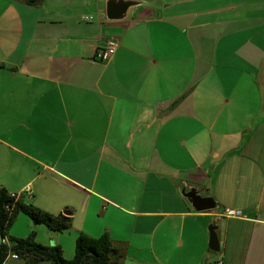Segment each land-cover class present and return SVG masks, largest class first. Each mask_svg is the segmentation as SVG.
<instances>
[{
    "label": "crops",
    "instance_id": "1",
    "mask_svg": "<svg viewBox=\"0 0 264 264\" xmlns=\"http://www.w3.org/2000/svg\"><path fill=\"white\" fill-rule=\"evenodd\" d=\"M109 1L0 0V186L123 264H264V0Z\"/></svg>",
    "mask_w": 264,
    "mask_h": 264
},
{
    "label": "trees",
    "instance_id": "2",
    "mask_svg": "<svg viewBox=\"0 0 264 264\" xmlns=\"http://www.w3.org/2000/svg\"><path fill=\"white\" fill-rule=\"evenodd\" d=\"M20 213L27 215L35 225H45L50 232L56 234L68 231L73 226L72 213L53 215L26 204L22 197L11 196L6 188L0 186L1 237H9V229ZM35 238V232L26 239L9 237L13 250L20 253L23 264H123L126 258L125 249L117 246L108 234L93 238L80 233L73 259H66L60 246H43ZM7 253L8 246L0 244V264H4Z\"/></svg>",
    "mask_w": 264,
    "mask_h": 264
},
{
    "label": "water",
    "instance_id": "3",
    "mask_svg": "<svg viewBox=\"0 0 264 264\" xmlns=\"http://www.w3.org/2000/svg\"><path fill=\"white\" fill-rule=\"evenodd\" d=\"M132 5H134L133 2H126L124 0L109 1L107 5L108 18L112 20L121 19ZM181 192L196 212L213 211L218 207V204L213 196H206L197 188H188L187 186H184ZM64 213L66 215L71 214L68 210ZM216 229L217 226L210 227L209 248L213 252L218 253L220 252V242Z\"/></svg>",
    "mask_w": 264,
    "mask_h": 264
},
{
    "label": "rangeland",
    "instance_id": "4",
    "mask_svg": "<svg viewBox=\"0 0 264 264\" xmlns=\"http://www.w3.org/2000/svg\"><path fill=\"white\" fill-rule=\"evenodd\" d=\"M217 211V210H215ZM212 225L208 226V231L210 233V227ZM42 230L43 232H45L46 236L48 233V229L45 225H35L32 220L27 216L24 215L22 213L18 214L16 216V218L14 219L10 229H9V233L11 235H15L16 237H19L21 239H26L29 238L32 234V232L36 233V238L35 239H41L43 237L42 234ZM76 229L72 228L68 231H65L63 233H61V238L62 241H64V245H65V249L66 251L70 252L73 251V249H76V238L78 237V235L76 234ZM76 236V238H75ZM210 236V235H209ZM47 238H49V236H47ZM174 249V252H179V250ZM214 255H219V253H213ZM70 257V256H69ZM66 259H71V258H67ZM213 264V263H212Z\"/></svg>",
    "mask_w": 264,
    "mask_h": 264
},
{
    "label": "built area",
    "instance_id": "5",
    "mask_svg": "<svg viewBox=\"0 0 264 264\" xmlns=\"http://www.w3.org/2000/svg\"><path fill=\"white\" fill-rule=\"evenodd\" d=\"M84 21L91 22L93 17L91 16H84ZM118 43L115 40H107L105 46L98 50L95 59L98 61H104L108 59L117 49ZM11 196L17 198L18 195L15 193H11ZM221 217L231 218V217H240L241 212L234 210V209H224L220 213ZM0 244H5L8 246V253L4 264H23L21 255L18 251L13 250L12 243L8 239V237H1L0 236ZM213 264H224L223 259L219 258L214 260Z\"/></svg>",
    "mask_w": 264,
    "mask_h": 264
}]
</instances>
